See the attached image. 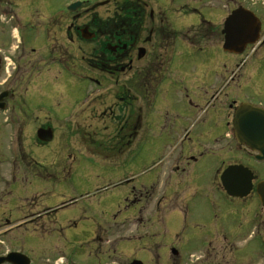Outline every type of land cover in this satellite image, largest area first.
<instances>
[{"label": "flooded vegetation", "instance_id": "flooded-vegetation-1", "mask_svg": "<svg viewBox=\"0 0 264 264\" xmlns=\"http://www.w3.org/2000/svg\"><path fill=\"white\" fill-rule=\"evenodd\" d=\"M190 1L198 7L185 9L183 0H66L51 9L49 0H0V264H58L51 258L55 237L83 236L78 217L61 213L103 188L95 169L76 176L66 168L68 125L78 128L72 137L83 138L79 125L88 123L111 126L119 153L160 127L175 146L162 173L194 165L204 180L207 172L215 178L211 187L185 186L166 206L142 185L138 217L116 222L120 208L100 215L105 225L84 237L89 251L61 253L60 264H264L262 137L248 139L250 147L233 132L240 106L264 112V0L257 9L248 6L253 0H217L216 9L211 0ZM238 8L254 15L259 30L232 54L223 45ZM174 12L197 22L179 31L169 18ZM176 40L215 53L191 59L192 73L180 72L185 61L173 55ZM220 51L234 58L229 76ZM173 88L192 93L184 109L169 108ZM217 126L222 133L213 138ZM229 166L242 176L236 195L221 181Z\"/></svg>", "mask_w": 264, "mask_h": 264}, {"label": "rangeland", "instance_id": "rangeland-1", "mask_svg": "<svg viewBox=\"0 0 264 264\" xmlns=\"http://www.w3.org/2000/svg\"><path fill=\"white\" fill-rule=\"evenodd\" d=\"M49 1L54 4L47 6L53 9L60 6L66 0ZM176 1L177 5L181 0ZM183 1L188 3L185 9L194 6L198 7L193 1ZM256 1L257 0L249 1L250 5L248 6L252 7V9H257L259 3L255 5ZM211 2L212 5L210 9L218 8L216 6L217 0H211ZM180 15L181 14L174 12L170 15L171 17H169L172 22L177 24L174 28L180 29L179 31H181L182 28L185 29L188 27L191 23L197 22V17L194 15ZM174 45V57L177 55V58L179 57V62L185 61V63H182L183 65H177L179 68L178 71L185 73L189 71L192 73V67L190 68L189 64L191 59H196L198 62L204 56L215 53V49H207L206 51L201 50L200 52L185 47L184 43L179 40H176ZM220 52L223 61H227L225 75L229 76L230 72L233 70L229 64L233 62L234 58L228 53H224L223 51ZM236 83V79L231 81L226 87L227 91L230 92ZM179 97L182 98L180 99ZM188 100H193L192 93L189 92V95L187 94L186 96V93L180 91V88H177L176 91L173 88L169 96H166V102H170L169 108L173 109H184V107L188 105ZM170 114L174 113L170 110ZM79 126L83 138H75L76 135L73 137L71 136L74 128L75 131L78 130L76 124L68 125L67 128L68 149L66 168L70 173H77L76 176L84 173L86 171L85 169H95V172L100 174L97 182L98 186L103 188L100 189V196L91 199H79L72 208L61 213V218L63 219L78 217V229H83V236L70 237V232L67 231V233L63 232L61 237H55L51 250V258L57 257L56 263L58 264L62 261V258L58 256H60L61 253L67 254L70 249H77L79 252L85 253L89 251L87 241L84 237L89 235L92 228L96 229L105 225V221L100 218V215H107L111 212L115 213L116 210L120 208L116 222L123 220L124 217H138L142 202V196L140 195L142 185L147 188L148 192L152 191L154 199L161 200V205L166 206L173 205V198L177 196L175 192L178 191L182 194L185 186L191 187L200 185L203 187L205 183L207 187H211V180L215 178L214 174L205 173L203 171V173H205L204 180V178L200 177L198 174L199 168L196 167L194 170V165L186 167L185 171L179 169L174 174L162 173V166H166L165 160L172 157L175 146L170 139L166 138L160 127L147 129L142 138H137L128 150L119 153L117 149L113 147L114 141L110 139L112 135L111 126L95 125L93 123ZM221 130V126L212 127L210 129V136L213 138L219 136L222 133ZM129 178H131L132 181L126 186L114 187L115 184H119V181ZM107 181H110L113 185L108 186ZM178 181L180 185H176ZM73 183H75V179L70 182V184ZM126 197L128 198L127 208L125 207ZM188 205L193 209L196 207L193 201H189ZM191 216L194 217L196 215ZM206 220H208V217H206ZM126 225L127 223L123 224L119 228H116L115 231L121 233ZM65 238L68 239V243H71L72 246H65Z\"/></svg>", "mask_w": 264, "mask_h": 264}, {"label": "water", "instance_id": "water-1", "mask_svg": "<svg viewBox=\"0 0 264 264\" xmlns=\"http://www.w3.org/2000/svg\"><path fill=\"white\" fill-rule=\"evenodd\" d=\"M252 13L246 9L234 10L227 19L226 39L223 45L225 50L230 52H241L246 42L254 41L258 34V23ZM234 132L238 137H248L245 142L248 146L254 147L252 141H248L254 135L262 137L261 146H264V112L249 105L240 106L234 116ZM51 132L50 129H47ZM41 139H46L47 132L44 130L38 133ZM240 170L235 166H229L222 173L221 181L225 189L231 195L238 194L236 185L242 182Z\"/></svg>", "mask_w": 264, "mask_h": 264}]
</instances>
